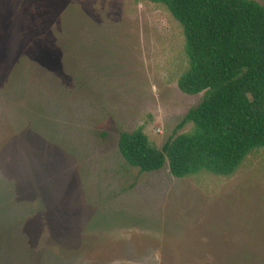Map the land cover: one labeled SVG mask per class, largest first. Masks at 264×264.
Listing matches in <instances>:
<instances>
[{
	"label": "rangeland",
	"instance_id": "rangeland-1",
	"mask_svg": "<svg viewBox=\"0 0 264 264\" xmlns=\"http://www.w3.org/2000/svg\"><path fill=\"white\" fill-rule=\"evenodd\" d=\"M74 1L98 49L82 73L56 2L0 0V264H264V150L182 179L118 152L120 132L160 149L191 130L181 26L148 0Z\"/></svg>",
	"mask_w": 264,
	"mask_h": 264
},
{
	"label": "trees",
	"instance_id": "trees-1",
	"mask_svg": "<svg viewBox=\"0 0 264 264\" xmlns=\"http://www.w3.org/2000/svg\"><path fill=\"white\" fill-rule=\"evenodd\" d=\"M46 1L61 11L53 36L62 61L79 65L82 73L98 54L82 40L88 18L74 0ZM148 1L164 6L182 28L188 68L178 79L179 90L203 96L177 125L191 124L188 133L156 149L139 129L120 132L118 152L140 173L167 164L177 179L203 172L230 177L247 156L264 150V7L252 0ZM91 69L96 68L86 70Z\"/></svg>",
	"mask_w": 264,
	"mask_h": 264
}]
</instances>
